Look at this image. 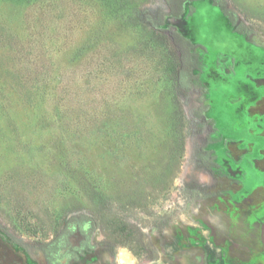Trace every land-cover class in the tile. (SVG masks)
<instances>
[{
    "label": "rangeland",
    "instance_id": "rangeland-1",
    "mask_svg": "<svg viewBox=\"0 0 264 264\" xmlns=\"http://www.w3.org/2000/svg\"><path fill=\"white\" fill-rule=\"evenodd\" d=\"M224 1L250 33L212 0H0V264L72 218L61 264H264V0Z\"/></svg>",
    "mask_w": 264,
    "mask_h": 264
},
{
    "label": "trees",
    "instance_id": "trees-1",
    "mask_svg": "<svg viewBox=\"0 0 264 264\" xmlns=\"http://www.w3.org/2000/svg\"><path fill=\"white\" fill-rule=\"evenodd\" d=\"M30 1V0H25ZM189 0H173L171 3L170 11L166 12V18L170 17L173 20L180 19L185 11H186V2ZM191 1V0H190ZM213 3L220 5L222 12L226 15L230 21V23L234 26L235 30L248 34L251 32L250 28L245 27L239 20L237 14L228 7L227 2L224 0H212ZM193 10V8H192ZM164 21V18L162 22ZM164 23V22H163ZM170 37L172 38L174 44L178 47L179 55L176 58V66H177V78L178 82L185 84L189 88L194 87L193 79L195 78V71L200 68V55L196 50V44L192 42V40L178 27L172 26L170 30ZM177 82V83H178ZM201 103L199 112L200 114H205V97L201 95L199 98ZM208 149H204V158L206 163L212 160L211 156H209ZM213 162V160H212ZM204 164L203 166L207 165ZM78 218L76 219V221ZM80 220V219H79ZM78 220V221H79ZM74 219H68L67 223L62 227V229L58 232V234L50 241L42 244L41 248L43 249L48 264H61L60 258L63 256L65 250H70L72 243L70 241V234L72 233L71 224ZM86 232L85 230H82ZM93 231V228L90 229ZM91 234V232H90ZM89 234V235H90ZM72 259H77L78 255L73 254ZM158 258V254L155 255L154 259Z\"/></svg>",
    "mask_w": 264,
    "mask_h": 264
},
{
    "label": "crops",
    "instance_id": "crops-1",
    "mask_svg": "<svg viewBox=\"0 0 264 264\" xmlns=\"http://www.w3.org/2000/svg\"><path fill=\"white\" fill-rule=\"evenodd\" d=\"M118 255H119V253H118ZM118 255H117V260H118ZM129 257H130V258H129V259H130L129 261H127L128 259H126V260H122V261H121V260H118V261H120V263H122V262L125 261L126 263L132 264V263H133L132 261H133V258H134V257H133V255H132V257H131V256H129Z\"/></svg>",
    "mask_w": 264,
    "mask_h": 264
},
{
    "label": "bare ground",
    "instance_id": "bare-ground-1",
    "mask_svg": "<svg viewBox=\"0 0 264 264\" xmlns=\"http://www.w3.org/2000/svg\"><path fill=\"white\" fill-rule=\"evenodd\" d=\"M127 253V252H126ZM126 257H123V259H125ZM130 259L128 258V260L127 261H129Z\"/></svg>",
    "mask_w": 264,
    "mask_h": 264
},
{
    "label": "flooded vegetation",
    "instance_id": "flooded-vegetation-1",
    "mask_svg": "<svg viewBox=\"0 0 264 264\" xmlns=\"http://www.w3.org/2000/svg\"><path fill=\"white\" fill-rule=\"evenodd\" d=\"M43 250V249H42Z\"/></svg>",
    "mask_w": 264,
    "mask_h": 264
}]
</instances>
